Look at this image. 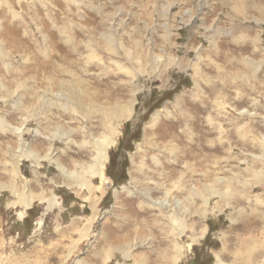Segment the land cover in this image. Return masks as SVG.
<instances>
[{"label":"rangeland","instance_id":"rangeland-1","mask_svg":"<svg viewBox=\"0 0 264 264\" xmlns=\"http://www.w3.org/2000/svg\"><path fill=\"white\" fill-rule=\"evenodd\" d=\"M0 48L1 264H264V0H0Z\"/></svg>","mask_w":264,"mask_h":264},{"label":"bare ground","instance_id":"bare-ground-1","mask_svg":"<svg viewBox=\"0 0 264 264\" xmlns=\"http://www.w3.org/2000/svg\"><path fill=\"white\" fill-rule=\"evenodd\" d=\"M231 9L232 10H234V12H236L237 11V9H238V4H234V1L233 2H231ZM1 49V48H0ZM44 55V54H43ZM5 58H8V57H5ZM68 71V70H67ZM71 73V72H70ZM70 75V74H69ZM77 78V77H76ZM79 78V77H78ZM72 79V78H71ZM70 79V80H71ZM74 79V78H73ZM75 80V79H74ZM73 80V81H74ZM72 81V83L73 84H75L74 82ZM76 81V80H75ZM66 84H67V82H66ZM65 84V85H66ZM72 84V85H73ZM64 85V86H65ZM80 85V84H79ZM78 85V86H79ZM73 87H75L74 85H73ZM72 87V88H73ZM79 88V87H78ZM81 89V88H80ZM73 90H74V88H73ZM73 90H71L72 92H73ZM119 106V105H118ZM86 108V107H85ZM78 109V108H77ZM117 109L118 110H116L115 112L116 113H118V115H114V116H112V114H106L105 115V117H119V119L121 118H126L127 116H129V114H130V112H131V110H130V108L128 107V106H122L121 108H119V107H117ZM86 110V112H87V108L85 109ZM114 127H113V125L111 126V130H110V134L108 135V136H104L103 138H101V139H96V138H92V140L93 141H97L96 143H95V151H96V157H94V161H93V163L91 164V165H89V166H87V175H90V176H97V177H100V178H103V177H105L104 176V171H105V169H106V161L108 160V155H109V152H110V149H112L113 147H114V139H113V134H114ZM17 131H20L19 133H20V135H19V137L21 138L22 137V132H21V129H17ZM110 136H112V137H110ZM263 141H264V139H263ZM263 141H261V143L263 144ZM23 147V146H22ZM21 147V148H22ZM263 147H264V144H263ZM175 150V149H174ZM189 151V150H188ZM25 152H26V149H25ZM264 152V151H263ZM25 154V153H24ZM175 154V153H174ZM29 155H32V156H34V157H36V154L35 153H32V152H29ZM27 156V155H26ZM196 156V155H195ZM183 157V156H182ZM185 157V156H184ZM183 157V158H184ZM194 157V156H193ZM259 158H261L262 159V157H259ZM85 167V166H84ZM190 168V167H189ZM141 169V168H140ZM61 171L62 172H64V173H66L65 172V169H61ZM79 173V172H78ZM77 172H73V173H69L68 174V176L70 177V178H73V179H76L75 181H78V183H82V185L83 186H87V185H89V184H91L90 183V181L89 180H87L86 182L84 181V179H83V175L81 176V175H79ZM255 175V174H254ZM86 176V175H85ZM86 178V177H85ZM90 178V177H89ZM236 179V178H235ZM103 183V182H102ZM90 186V185H89ZM92 186V185H91ZM178 187V186H177ZM194 192V190H193V188L191 189V193H193ZM170 193V192H169ZM169 193L167 194V197H168V195H169ZM203 197V201H204V203H206L207 202V198L206 197H204V196H202ZM239 197V196H238ZM242 197V196H241ZM43 199V198H42ZM194 199V198H193ZM247 199V198H246ZM260 198H257V200H259ZM30 200H28L25 204H24V207H27V206H29L30 205ZM160 204H162V203H160ZM166 205V202H164L163 203V206H165ZM162 206V205H161ZM264 211V210H263ZM263 218H264V216H262ZM175 221V220H174ZM181 221V220H180ZM171 232H173V230H171ZM183 233V230H180V234H182ZM174 237H175V235H174ZM174 244H175V253H174V256L172 257V259H173V262H172V264H176V262L178 261V260H180V258H181V251H182V247H181V245L180 244H178L177 243V241H175L174 242ZM257 256V255H256ZM260 256H258V257H255L254 259H258ZM262 257V256H261ZM48 258V257H47ZM164 258H166L165 256H164ZM168 259V258H167ZM170 260H168V261H170L171 262V257L169 258ZM251 260V259H250ZM252 260H253V258H252ZM255 260V261H256ZM242 261V260H241ZM254 261V262H255ZM169 262V263H170ZM168 263V264H169ZM246 263V262H245ZM248 263V262H247ZM250 263V262H249ZM248 263V264H249ZM260 263V262H259ZM263 263V262H262ZM1 264V263H0ZM244 264V263H243Z\"/></svg>","mask_w":264,"mask_h":264}]
</instances>
